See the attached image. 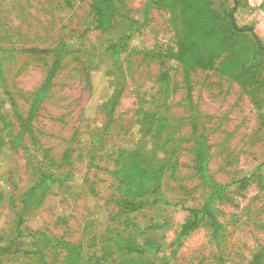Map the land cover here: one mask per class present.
<instances>
[{
	"label": "rangeland",
	"instance_id": "rangeland-1",
	"mask_svg": "<svg viewBox=\"0 0 264 264\" xmlns=\"http://www.w3.org/2000/svg\"><path fill=\"white\" fill-rule=\"evenodd\" d=\"M91 1L77 0L69 8L65 0H0V115L10 124L1 134L18 131L14 108L22 116L28 115L54 60L53 54L38 50L52 49L65 35L71 37V53L63 58L32 126L42 147L49 149L57 162L53 170H67L77 182L52 189L26 225L78 244L84 260L101 255L100 238L106 228L139 238L145 230L159 225L160 251L142 256L150 264H248L264 249V81L251 95L248 89L214 70L195 69L189 75V101L181 65L150 54L174 46L170 11L156 7L154 0H116L121 15L109 33L100 34L93 28ZM219 2L215 1V8H219ZM247 2L250 10L244 17L264 38L263 0ZM86 27L88 33L79 38L78 33ZM67 29L71 36L65 34ZM125 34H130L127 51L117 56L105 52L109 43ZM110 66L112 71L105 75L104 68ZM163 71L171 78L166 104H160L157 98L156 79ZM112 90L121 91L119 103L108 131L94 145L92 141L107 119V110L101 106ZM141 109L169 119L167 134L177 144L178 163L165 174L163 190L169 204L118 217L114 216L115 181L109 176L114 166L107 150L140 139L136 122ZM193 114L198 131L209 142L210 174L230 184L227 198L215 206L225 226L219 244L212 240L206 224L182 241L177 239L188 216L183 206L199 207L207 193L194 174L189 122ZM83 117L86 124L77 134ZM68 147L72 149L71 162L60 165ZM40 155L28 137L18 152L10 157L3 155L0 194L7 188L17 196L32 184ZM251 175L246 188L235 183ZM83 178L96 183L95 195L88 194L87 186L81 184ZM88 218L99 222L86 229ZM14 222L9 202L0 196V245L15 235ZM27 232L21 240L22 249H42L49 262L58 263L64 257L62 248L44 249L42 236ZM92 237L97 238L96 245L91 243ZM35 257L7 253L0 255V264H38ZM106 264L123 263L114 253Z\"/></svg>",
	"mask_w": 264,
	"mask_h": 264
},
{
	"label": "trees",
	"instance_id": "trees-1",
	"mask_svg": "<svg viewBox=\"0 0 264 264\" xmlns=\"http://www.w3.org/2000/svg\"><path fill=\"white\" fill-rule=\"evenodd\" d=\"M76 1L65 0V4L67 7L73 8ZM215 1L154 0L156 7L167 8L170 11L175 35L174 46L169 45L162 52H150V54L167 60H174L181 65L189 101L191 92L189 75L195 69L214 70L220 75L232 79L241 88L248 89L251 95L254 94V89L264 81V38L256 34L253 22L244 17L250 10L247 0H220L219 8H215ZM262 8L264 9V0ZM90 15L94 30L100 34H107L113 29L121 14L116 5V0H92ZM88 31L89 27H86L81 33H78L79 38L85 37ZM68 32L67 29L65 34L71 36V33ZM70 38L65 35V38L61 39L54 48L38 50L53 54L54 60L34 96L28 115L24 117L14 108V115L18 120L16 133L9 131V133L1 134L3 130L10 128V124L0 115V158L3 155L10 157L18 152L24 144L25 137L30 139L34 149L41 152L36 163L37 177L35 181L17 196L7 188H4L0 194L9 202L15 218V235L0 245V255L7 253L34 254L38 264H106L107 259L117 253L123 264H150V261L143 259L142 256L145 254L154 255L160 251L162 242L159 225H154L145 230L139 238L131 234H124L114 228H106L105 233L100 238L101 255L93 254L85 260L82 258L81 248L78 244L53 237L42 229L32 230L26 225L28 219L36 214V210L52 189L66 186L69 181L77 182V178L71 175L69 171L57 172L53 170L57 166V162L51 157L49 149L42 147L32 126V119L49 90L63 58L71 53ZM129 40L130 34L122 35L109 43L104 50L109 55L117 56L120 52L128 50ZM106 68H104L105 75L112 71L111 66ZM170 81L171 78L167 71L160 72L157 76V98L160 104L167 102V97L171 91ZM120 96V90H112L103 101L101 108L107 110V119L100 126L101 128L99 127L101 130L99 129L96 139L92 141L94 145L98 144L108 131ZM138 113L140 117L136 122V133L140 139L135 143L122 144L116 150L110 147L108 150L106 149L114 166L113 169L109 170V176L115 181L114 186L117 193L114 195V216L118 217L152 208L162 203L169 204L163 190L165 174L174 169L178 163L176 157L177 144L171 141L170 135L167 134L170 126L169 119L161 113L157 114L142 109L138 110ZM189 122L194 174L206 188L207 193L199 207L182 205L188 216L180 226L177 239L182 241L191 232L206 224L210 229L212 240L215 241V244H219L225 226L219 221L215 206L227 198L230 184L221 183L210 174L208 139L202 132L198 131L196 115H190ZM85 124L86 120L83 117L76 129L77 134ZM103 150L105 151V149ZM71 153L70 147L65 149L59 160L60 165L70 164ZM94 160L95 155L92 156V163ZM251 177L252 175L243 176L235 183L241 188H246ZM81 184L87 186L89 195L96 194L94 181L83 178ZM81 184L80 186H82ZM96 222L99 220L92 221L88 218L85 228H90ZM26 230L29 231L27 232L29 234L42 236L44 249L48 247L62 248L65 251L64 257L58 263L49 262L46 260L42 249L37 248L35 251L22 249L21 240ZM91 243L96 245L98 243L97 238L92 237ZM248 264H264V249L260 250Z\"/></svg>",
	"mask_w": 264,
	"mask_h": 264
}]
</instances>
